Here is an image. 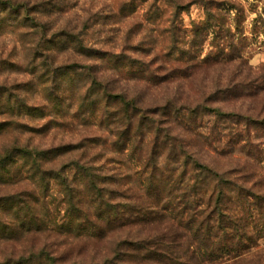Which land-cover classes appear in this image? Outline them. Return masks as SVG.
<instances>
[{
	"label": "trees",
	"instance_id": "16d2710c",
	"mask_svg": "<svg viewBox=\"0 0 264 264\" xmlns=\"http://www.w3.org/2000/svg\"><path fill=\"white\" fill-rule=\"evenodd\" d=\"M111 1L115 19L139 20L119 50L54 28L44 12L67 0H0V35L21 30L25 46L22 63L0 55V67L30 71L0 83L10 115L0 131L29 133L0 146V264H262L264 64L200 56L198 38L217 21L212 0ZM193 5L203 20L187 49L182 16ZM137 25L149 42L133 40ZM159 36L170 49L158 50ZM65 52L80 58L59 60ZM36 86L41 105L26 90ZM36 111L43 124L23 121ZM65 117L104 135L31 141ZM55 231L101 246L67 259L48 241Z\"/></svg>",
	"mask_w": 264,
	"mask_h": 264
},
{
	"label": "rangeland",
	"instance_id": "374dc122",
	"mask_svg": "<svg viewBox=\"0 0 264 264\" xmlns=\"http://www.w3.org/2000/svg\"><path fill=\"white\" fill-rule=\"evenodd\" d=\"M212 1L214 4L218 3V9H215L217 10V18H215L217 21L214 22L208 31H204L198 38V42L204 38L200 56L204 57L211 53L214 57L219 55L222 57V52L228 53L230 51L236 62H242L253 67L264 64V0ZM113 10L114 6L111 0H67V4L63 5L62 12L58 14V11L53 14L45 11L44 16L52 22L54 28L61 26L74 27L75 31L82 30V35L89 42L100 45L104 49L119 50L121 44H123L124 34L129 31L133 23L139 20L134 19L132 21L131 19H127L122 21L117 18L115 19L113 14H111ZM182 19V25L186 31L182 32L179 44L180 46H187L186 48L188 49V47L190 48V40H192L193 24L199 25L198 22L201 23L203 20L201 8L198 5H193L191 10L183 14ZM132 33L133 40L144 39L146 43L150 40V37L146 33V28L143 26L137 25ZM19 34H21V30L12 32L9 35H0V55L4 58L10 57L6 60L11 62V65H14L12 64L13 62L22 63L25 60V52L22 50L21 43L23 47L25 46L23 41H19ZM109 36H112V38L109 39ZM157 40L158 50L163 49L165 51L170 49L168 39L165 41L159 36ZM237 54H242V59L235 58L234 56ZM59 56V60L63 56L76 59L80 58V56H71L68 52L60 54ZM24 71L21 67L17 66H1L0 83L5 80L9 83L14 81L21 83L26 75H30V71ZM210 78L212 79V75L208 77V79ZM26 90H29L28 96L32 104L41 105L44 103L45 98L41 92V86L28 87ZM22 113H24V110ZM22 115L23 121L30 125L43 124L46 119L41 116L39 111L33 114L25 112ZM9 118L10 115L5 112V109H0V122ZM86 134L89 136L93 134V140H98V137L104 135L97 123L91 121L86 122V119L83 117H79L77 120L65 117L60 119L57 125L50 126L42 134L37 135L33 133L31 141H41V144L48 145L52 142H59L61 139L68 141L69 139L80 138L86 136ZM28 135L29 133H23L17 128L14 129L12 127L6 131H0V146L3 143L12 141L15 137L26 140ZM262 170L264 171V161ZM23 185V183H20L19 186L22 187ZM49 202L53 208L54 201ZM54 233L55 236L50 237L48 241L53 242L52 244H54L57 252L67 259L82 258L84 260H90L94 255L96 256L93 245L95 244L97 247L101 246L99 241L93 244L91 240H80L74 236L73 238L70 236L67 237L64 233L61 234L56 231ZM24 238V240H27L25 244L29 240H32V237L30 238L29 236H25ZM83 238H86V236ZM262 242L264 245V241ZM256 259L257 257L254 260H249V263L256 264ZM261 261L264 264V257Z\"/></svg>",
	"mask_w": 264,
	"mask_h": 264
}]
</instances>
